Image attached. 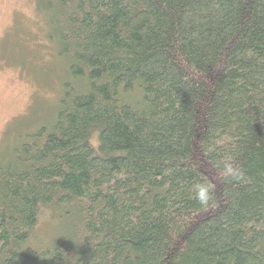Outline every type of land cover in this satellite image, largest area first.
<instances>
[{
  "label": "trees",
  "instance_id": "trees-1",
  "mask_svg": "<svg viewBox=\"0 0 264 264\" xmlns=\"http://www.w3.org/2000/svg\"><path fill=\"white\" fill-rule=\"evenodd\" d=\"M37 12L63 76L50 121L6 133L0 264H264V0ZM226 158L243 180L220 176ZM45 213L55 238L35 243Z\"/></svg>",
  "mask_w": 264,
  "mask_h": 264
},
{
  "label": "rangeland",
  "instance_id": "rangeland-1",
  "mask_svg": "<svg viewBox=\"0 0 264 264\" xmlns=\"http://www.w3.org/2000/svg\"><path fill=\"white\" fill-rule=\"evenodd\" d=\"M49 37L48 19L37 12V0H0V154L18 140L17 134L6 136L15 120L32 133L56 110L63 73ZM55 228L50 213L42 214L35 240L53 241Z\"/></svg>",
  "mask_w": 264,
  "mask_h": 264
},
{
  "label": "clouds",
  "instance_id": "clouds-1",
  "mask_svg": "<svg viewBox=\"0 0 264 264\" xmlns=\"http://www.w3.org/2000/svg\"><path fill=\"white\" fill-rule=\"evenodd\" d=\"M215 167L222 178H231L237 181L243 180V173L240 172L235 162L230 158H226L218 162ZM215 186L207 182H197L192 186V192L194 194V199L198 202L203 210H209L211 208L217 207V201L214 196ZM46 242L41 238L40 241L35 243Z\"/></svg>",
  "mask_w": 264,
  "mask_h": 264
}]
</instances>
